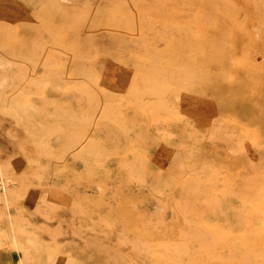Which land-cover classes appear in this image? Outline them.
Here are the masks:
<instances>
[{"label":"rangeland","instance_id":"obj_1","mask_svg":"<svg viewBox=\"0 0 264 264\" xmlns=\"http://www.w3.org/2000/svg\"><path fill=\"white\" fill-rule=\"evenodd\" d=\"M0 176V264H264V0H0Z\"/></svg>","mask_w":264,"mask_h":264},{"label":"bare ground","instance_id":"obj_2","mask_svg":"<svg viewBox=\"0 0 264 264\" xmlns=\"http://www.w3.org/2000/svg\"><path fill=\"white\" fill-rule=\"evenodd\" d=\"M1 177V176H0ZM8 189V183L7 182H4L1 178H0V192H2L1 194H2V198H3V201H5V203H6V201H7V190ZM9 192V191H8ZM15 199V198H14ZM2 201V200H1ZM6 206V205H5ZM12 221H8V226H9V228L10 229H12V228H15L16 229V227H13L14 225L11 223ZM14 222V221H13ZM11 223V224H10ZM11 231H13V230H11ZM18 233V232H17ZM13 234H14V232H13ZM15 234H16V232H15ZM5 236V235H4ZM3 236V237H4ZM7 237V236H6ZM9 237V236H8ZM5 238V237H4ZM16 238L17 237H15V235H14V237H11L10 239H9V241H10V244H11V246H13L14 248H17L18 247V244H17V241H16ZM8 240V239H7ZM6 241V240H5ZM4 242V241H3ZM19 242V241H18ZM1 243V242H0ZM7 244H9V242L7 243ZM9 244V245H10ZM2 245V244H1ZM6 245V244H5ZM5 245H3V246H5ZM10 247V246H9ZM10 248H12V247H10ZM9 249V248H8ZM19 253V252H18ZM27 254L25 253V255L24 256H26ZM25 257H21V259H20V262H19V264H24L25 263V261L23 262V260L22 259H24Z\"/></svg>","mask_w":264,"mask_h":264}]
</instances>
